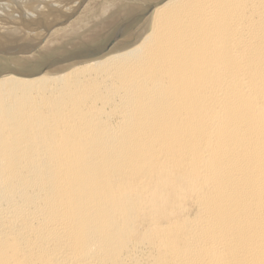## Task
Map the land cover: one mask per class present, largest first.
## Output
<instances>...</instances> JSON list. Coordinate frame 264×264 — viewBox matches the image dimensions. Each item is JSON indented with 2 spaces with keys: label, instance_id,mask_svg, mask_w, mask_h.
Wrapping results in <instances>:
<instances>
[{
  "label": "bare ground",
  "instance_id": "bare-ground-1",
  "mask_svg": "<svg viewBox=\"0 0 264 264\" xmlns=\"http://www.w3.org/2000/svg\"><path fill=\"white\" fill-rule=\"evenodd\" d=\"M46 1L0 27L72 11ZM0 264H264V0H167L133 47L1 78Z\"/></svg>",
  "mask_w": 264,
  "mask_h": 264
},
{
  "label": "rangeland",
  "instance_id": "rangeland-1",
  "mask_svg": "<svg viewBox=\"0 0 264 264\" xmlns=\"http://www.w3.org/2000/svg\"><path fill=\"white\" fill-rule=\"evenodd\" d=\"M43 1L50 7H35L37 12L32 14L24 8V17L30 21L35 18V22L41 19L43 22L38 26L43 23L48 27L50 17L57 19L56 12L60 10L55 4ZM68 1L72 10L68 18L45 31L43 28L26 31L14 22L0 27V79L10 75L22 78L59 75L75 66L133 47L149 32L154 9L167 0ZM17 26L22 37L15 40Z\"/></svg>",
  "mask_w": 264,
  "mask_h": 264
}]
</instances>
